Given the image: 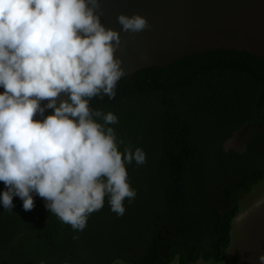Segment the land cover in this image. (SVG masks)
Returning a JSON list of instances; mask_svg holds the SVG:
<instances>
[{"label":"trees","instance_id":"trees-1","mask_svg":"<svg viewBox=\"0 0 264 264\" xmlns=\"http://www.w3.org/2000/svg\"><path fill=\"white\" fill-rule=\"evenodd\" d=\"M115 92V99L91 98L89 107L117 117L105 129L113 128L122 154L125 147L146 154L143 165L125 161L137 194L124 200V215L111 211L106 195L86 227L74 230L37 193L31 211L14 195L11 212L0 202V264L227 258L240 201L264 180V58L236 49L196 52L125 75ZM248 124L246 149L227 150L224 143ZM6 190L0 181V196Z\"/></svg>","mask_w":264,"mask_h":264},{"label":"clouds","instance_id":"clouds-1","mask_svg":"<svg viewBox=\"0 0 264 264\" xmlns=\"http://www.w3.org/2000/svg\"><path fill=\"white\" fill-rule=\"evenodd\" d=\"M102 15L100 0H0V181L7 188L0 202L9 212L14 195L31 211L35 192L52 214L82 231L106 195L111 211L123 216L124 200L137 194L125 161L143 165L146 154L130 147L122 154L113 128L105 129L117 117L89 107L93 97L115 99L125 75L116 56L121 33L107 29ZM117 22L123 32L151 28L139 14H120ZM61 93L69 99L57 106ZM45 108L54 114L34 120Z\"/></svg>","mask_w":264,"mask_h":264},{"label":"water","instance_id":"water-1","mask_svg":"<svg viewBox=\"0 0 264 264\" xmlns=\"http://www.w3.org/2000/svg\"><path fill=\"white\" fill-rule=\"evenodd\" d=\"M100 3L101 23L121 33L123 47L116 56L123 61L125 75L220 48L248 51L264 58V0H100ZM120 14L144 16L151 28L140 33L123 32L117 22ZM4 91L0 86V94ZM69 95L61 93L57 105ZM48 103L43 100L40 105L45 107ZM51 110L45 108L43 115L38 112L34 120H41ZM250 126L237 130L225 147H238Z\"/></svg>","mask_w":264,"mask_h":264},{"label":"rangeland","instance_id":"rangeland-1","mask_svg":"<svg viewBox=\"0 0 264 264\" xmlns=\"http://www.w3.org/2000/svg\"><path fill=\"white\" fill-rule=\"evenodd\" d=\"M233 220L232 243L227 258L220 263L200 259L191 264H261L264 256V180L256 184L240 201ZM114 264H124L123 261ZM173 264H180L175 260Z\"/></svg>","mask_w":264,"mask_h":264},{"label":"flooded vegetation","instance_id":"flooded-vegetation-1","mask_svg":"<svg viewBox=\"0 0 264 264\" xmlns=\"http://www.w3.org/2000/svg\"><path fill=\"white\" fill-rule=\"evenodd\" d=\"M245 135H244V138L242 139V142L238 145V147H235L234 145H232V146L228 147L227 150H232V149L234 150L235 149V151H240V152L244 151L246 149V142H245L246 137H245ZM226 142L224 143V147H225Z\"/></svg>","mask_w":264,"mask_h":264}]
</instances>
